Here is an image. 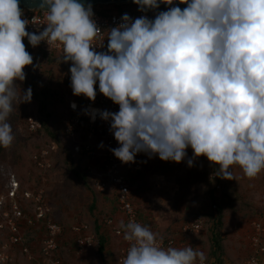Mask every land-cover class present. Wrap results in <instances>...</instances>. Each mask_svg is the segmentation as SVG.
<instances>
[{"label": "clouds", "instance_id": "clouds-1", "mask_svg": "<svg viewBox=\"0 0 264 264\" xmlns=\"http://www.w3.org/2000/svg\"><path fill=\"white\" fill-rule=\"evenodd\" d=\"M133 2L145 11L174 0ZM179 2L187 7H172L154 20L133 22L124 14L108 31L109 51L102 53L93 43L102 32L91 4L41 0L47 27L37 35L26 31L30 22L22 19L19 0H0V147L15 140L7 122L14 104L32 99L31 88L22 93L15 83L33 65L27 38L33 47L63 45L74 95L95 101L98 81L99 91L119 105L115 113L93 110L92 119L99 112L111 121L120 145L111 151L121 162L134 163L143 152L180 163L191 147L196 157L219 165L223 179H235L234 165L256 178L264 171V0ZM120 227L131 242L123 264H206L203 250L165 248L162 237L138 222L121 221Z\"/></svg>", "mask_w": 264, "mask_h": 264}, {"label": "rangeland", "instance_id": "rangeland-1", "mask_svg": "<svg viewBox=\"0 0 264 264\" xmlns=\"http://www.w3.org/2000/svg\"><path fill=\"white\" fill-rule=\"evenodd\" d=\"M92 9L95 11L94 7ZM30 45L25 46L30 47ZM33 52L35 56L39 53L36 49ZM43 59H45V54H39L36 64L25 67L26 79L23 82L15 81L22 93L31 88L33 94L30 103L14 104V111L7 121L13 128L15 140L10 147L4 148L0 153V197L11 191L14 180L20 183L22 191L42 188L52 208L61 212L63 221L59 223L65 226L67 232L74 224L86 222L97 236V243L93 248L80 252L69 249L73 246V235L67 234L64 239L65 246L62 245L61 249L64 263L117 264L123 248L120 238L102 225V233L108 241L105 251L101 253L100 238L93 229L96 216L103 224L109 217L107 215L116 212L117 202L114 201V196H111L113 194L111 192L104 194L98 190V193L93 192L84 187L77 177L73 180L58 141L53 140L54 138L47 132H33L30 129L29 119L31 117L42 118L39 103L31 87L32 71L37 73L40 80L39 85L42 87H48L47 85L51 84V75L54 79L62 77L66 81L65 71L62 72L66 67L62 60L47 64ZM49 71L53 74H49ZM64 91L65 87H61V92ZM68 93V98L64 102L57 98L49 108L53 114L51 128L59 131L60 138L70 151L72 150L76 162L81 165V170L86 171L90 168L92 172H97L94 164H89V161L94 162L95 160L91 158L85 160V155L77 149L88 137V132L84 129L80 130L76 125L71 127L70 134L66 132L74 116L69 108V97L73 91L69 90ZM51 141L49 147L52 149L55 145L56 149L52 150L53 155L51 154L52 166L44 171L36 166L32 157L35 151L42 146L49 145ZM186 152L187 156L180 163L163 161L158 155L142 152L137 154L134 163L124 167V172L131 176L133 182L135 203L142 215L141 219L154 233L171 234L179 231L185 223L193 219H206L204 216L211 211L209 195L211 173L218 169L219 165L210 162L205 156L196 157L191 147L187 148ZM81 156L83 159L80 158ZM189 159L193 160L192 167L188 166ZM231 171L235 179H225L220 192L221 197L225 191L229 193V196L225 198L224 227L220 232L223 245L222 264H241L249 253L247 225L264 208V171L252 179L245 176L237 165L232 166ZM88 172L90 173L89 170ZM22 200L24 199H20ZM24 203L31 205L28 200ZM93 207L95 208L92 209ZM117 219L120 220V218ZM4 238L5 235L0 232V243ZM195 242L200 250H203L207 256L210 255L212 245L210 231L200 235ZM11 264H28V261L19 251H15L14 261Z\"/></svg>", "mask_w": 264, "mask_h": 264}, {"label": "built area", "instance_id": "built-area-1", "mask_svg": "<svg viewBox=\"0 0 264 264\" xmlns=\"http://www.w3.org/2000/svg\"><path fill=\"white\" fill-rule=\"evenodd\" d=\"M135 4V3H134ZM130 5V4H122ZM187 6L179 0H174V3L168 6H159L156 9L139 10L138 7H132L128 15L133 22L137 18L147 16L148 19L154 20L156 16L163 11H167L172 7H180L182 10ZM24 15L22 19H27L30 23L26 26V31L29 33L40 34L46 27V12L41 8L22 9ZM97 27L101 30V35L98 36L93 43L97 52L108 53V31L117 27L122 23V16L126 13L118 11L102 13L101 11H93ZM24 45L30 44L27 38L23 40ZM48 53L56 54L63 60V45L59 42L48 44L42 41L39 45ZM112 54V53H109ZM67 67L65 71V79L71 80L70 68L72 62L65 63ZM97 96L95 101L88 99L87 103L81 108V113H75L70 124L66 128V132L70 134L72 126L83 129L87 127L88 137L86 145L80 144L77 147L80 153L89 160V164H94L97 172H92V179L96 190L101 193L115 194L117 200L118 214L105 219V228L112 230V233L120 238L123 245L118 263L123 264L131 242L125 240L124 232L120 227V222L125 224L129 221H135L143 226H146L140 217L139 210L135 203V194L132 186L131 176L124 172V167L131 163H123L116 158L111 149L118 148L119 143L115 139L113 132L110 130L111 121H105L101 118L99 112L95 114V120L92 119L93 110L118 112L119 105L115 104L110 98L105 97L99 91V82L95 85ZM75 103L79 110L80 104L76 100H71L70 105ZM87 113V114H86ZM30 129L33 132H38L42 129V122L38 117L29 119ZM103 144V147L100 145ZM56 149L55 145L51 147L42 146L33 155V162L36 166L44 171L49 170L52 166L51 154L52 150ZM218 169L211 173V178L216 188L220 191L222 184L219 182ZM24 199L20 201V199ZM30 201V206L24 203ZM215 204L214 208L217 209ZM50 201L46 197V192L42 188L33 189L32 191H22L21 185L14 180L11 191L7 195L0 197V232L5 235L3 243L0 245V263L11 264L14 261V252L19 251L24 255L28 264H65L62 257V245L67 234H72V247L69 249L84 252L87 249L93 248L97 243V236L92 232V227L86 222L74 224L69 232L65 226L54 220L51 216ZM117 218H120L118 220ZM207 220L204 218H196L185 223L179 231L173 232L163 238L162 246L182 248L189 245L200 250L196 246V239L205 233L207 230ZM247 250L248 256L241 264H264V208L258 216L251 219L247 225ZM238 229V227H237ZM206 264L210 262L206 261Z\"/></svg>", "mask_w": 264, "mask_h": 264}, {"label": "trees", "instance_id": "trees-1", "mask_svg": "<svg viewBox=\"0 0 264 264\" xmlns=\"http://www.w3.org/2000/svg\"><path fill=\"white\" fill-rule=\"evenodd\" d=\"M171 4H167V3H160V6H168ZM132 7H138L139 6L137 4H130V5H117V4H111V5H96L94 6V9L97 11H101L102 13H108V12H113V11H118L120 13H126L128 14L131 11ZM187 6H185L186 8ZM26 51L28 53H30V55L33 57V65L36 64L35 62L38 61V56L39 54L44 55L45 54V59H43V61H45L47 64L48 63H53L54 61H61L62 59L59 58L56 54L53 53H48L46 50H44L42 47L36 46V47H32L30 45V47L25 46ZM34 49L38 50L39 53L35 56L34 55ZM63 61V60H62ZM31 65V66H33ZM67 67L63 70L62 72L64 73V71H66ZM49 74H53V72L49 71ZM62 75V74H61ZM31 76L33 78V82H32V88L35 92V97L39 103V110L41 113V117L39 116H35L38 117L41 122H42V129L40 131L42 132H47L49 133L54 139L53 140H57L58 143L60 144V150L63 152V154L65 155V162L68 166V169L70 170V175L71 178L74 180V178H78L80 183L84 185V187H87L89 189H91L93 192H97L95 186H94V182L92 179V176L90 175V173L88 172V170H81L80 169V163L76 162V159L74 157V154L72 153V150L70 151V149L65 145L64 141L60 138L59 136V131H55L51 128V119H52V112L49 111L50 106L52 105L53 101L57 98H60L62 100V102H64L66 100V98H68V91H73L72 87H71V80H64L62 77L61 78H53V75H51L50 77H52L51 81H50V85H47L48 87H42L40 86V80L37 76V73L32 71ZM64 82V83H63ZM61 87H65V91L61 92ZM70 101L71 100H76L79 102L80 104V109L79 110H73L70 102H69V108L70 110L75 114V113H81V108H83V106L86 105L87 101L89 98L80 95V96H76L73 93L71 94V96L69 97ZM84 130L87 131V127L83 128ZM86 140L87 138L81 142L82 145H86ZM52 141L50 142L49 145H45L47 147L51 146ZM3 147H0V153L3 151ZM37 150V148H36ZM59 150V151H60ZM36 152V151H35ZM34 152V153H35ZM55 152V151H54ZM53 155V152H52ZM53 157V156H52ZM81 159L82 156L80 157ZM85 160H87V158L85 157ZM220 173H219V182L222 184V182H225V179L220 177ZM133 183V182H132ZM210 184H211V189L209 191V195H210V208L211 211L208 213L207 216H204L207 219V230L205 231L206 233H208L209 231L211 232V240H212V245L210 248V255L208 254L207 259L210 262V264H222V257H223V245H222V235H221V228L224 227V216H225V198L229 196V193L225 191V193L222 195H220L221 190L219 191L216 186L214 185V182L211 178L210 180ZM40 188V187H39ZM98 193V192H97ZM113 194V193H112ZM114 196L115 198V202H117L116 200V196L115 194L111 195ZM224 196V198H223ZM217 204L218 207L217 209L214 208V205ZM51 206V204H50ZM94 206V205H93ZM95 207H93L92 209H94ZM116 212H112L110 213L109 217L115 216L118 214V208H117V204H116ZM140 217L142 218L141 213L139 212ZM54 220L56 221H63L62 220V214L60 211H56L52 208L51 206V215H50ZM201 217H203L202 215H200ZM257 216V214L255 215ZM102 225L103 227H105V224L99 221L98 216L95 217L94 221H93V229L95 232H97L99 238H100V252L103 253L106 249V244H107V237L105 236L104 233H102ZM66 229V228H65ZM67 230V229H66ZM162 236H168L170 235V233H166V234H160ZM203 235V234H202ZM65 246V243L63 244Z\"/></svg>", "mask_w": 264, "mask_h": 264}, {"label": "water", "instance_id": "water-1", "mask_svg": "<svg viewBox=\"0 0 264 264\" xmlns=\"http://www.w3.org/2000/svg\"><path fill=\"white\" fill-rule=\"evenodd\" d=\"M82 3L87 7L88 4H91L92 7L96 5H111V4H134L133 0H81ZM20 8H28V9H35L41 8V0H19ZM44 10H48L47 7L41 8Z\"/></svg>", "mask_w": 264, "mask_h": 264}, {"label": "crops", "instance_id": "crops-1", "mask_svg": "<svg viewBox=\"0 0 264 264\" xmlns=\"http://www.w3.org/2000/svg\"><path fill=\"white\" fill-rule=\"evenodd\" d=\"M1 243H3V241H2ZM1 243H0V245H1ZM19 253H20V252H19Z\"/></svg>", "mask_w": 264, "mask_h": 264}]
</instances>
